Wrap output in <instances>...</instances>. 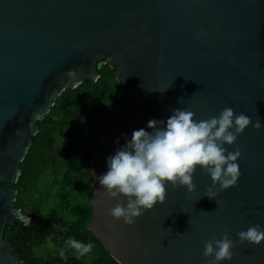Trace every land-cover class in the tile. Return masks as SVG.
Here are the masks:
<instances>
[{"label": "water", "instance_id": "95a60500", "mask_svg": "<svg viewBox=\"0 0 264 264\" xmlns=\"http://www.w3.org/2000/svg\"><path fill=\"white\" fill-rule=\"evenodd\" d=\"M103 62L128 98L92 156L88 229L119 264H209L204 245L225 231L236 246L223 264H264V242L237 236L264 229V127L225 145L241 152L236 186L209 198L197 167L194 192L167 184L165 201L133 226L109 215L117 200L98 179L133 131L151 132L148 121L173 109L207 120L232 108L264 123V0H0V264H26L4 230L31 220L13 185L37 122L67 88L97 80Z\"/></svg>", "mask_w": 264, "mask_h": 264}, {"label": "trees", "instance_id": "16d2710c", "mask_svg": "<svg viewBox=\"0 0 264 264\" xmlns=\"http://www.w3.org/2000/svg\"><path fill=\"white\" fill-rule=\"evenodd\" d=\"M100 77L67 88L37 122L21 175L16 207L31 218L7 224L4 238L26 264H119L88 229L92 217L91 160L128 95L116 69L99 64ZM95 246L77 258L69 238ZM61 251L64 256H61Z\"/></svg>", "mask_w": 264, "mask_h": 264}, {"label": "clouds", "instance_id": "9594fccd", "mask_svg": "<svg viewBox=\"0 0 264 264\" xmlns=\"http://www.w3.org/2000/svg\"><path fill=\"white\" fill-rule=\"evenodd\" d=\"M172 112L166 122L149 120L147 128L151 132L144 128L133 131L131 139L108 157V170L98 178L107 197L117 200L109 215L122 219L128 226H133L157 202L165 201L167 184L194 192L193 176L197 167L210 176L212 183L206 193L209 198L236 186L241 152L238 148L229 151L225 145H233L250 125L256 130L264 127L261 121L253 124L249 116L237 115L232 108H225L218 117L207 120L194 119L195 114L186 109ZM121 196L126 198V203ZM237 236L239 243L260 245L264 242V229L255 225L238 232ZM65 244L75 251L77 258L88 255L95 246L91 241L84 243L71 237ZM235 246L236 242L225 231L221 238L214 236L205 243L203 256L209 264H223L233 259ZM60 255L64 256V252Z\"/></svg>", "mask_w": 264, "mask_h": 264}]
</instances>
